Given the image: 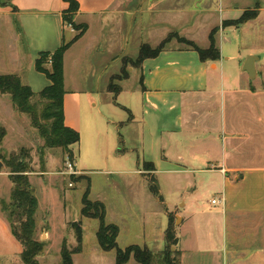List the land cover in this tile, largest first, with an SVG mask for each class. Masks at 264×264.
<instances>
[{"label": "crops", "instance_id": "1", "mask_svg": "<svg viewBox=\"0 0 264 264\" xmlns=\"http://www.w3.org/2000/svg\"><path fill=\"white\" fill-rule=\"evenodd\" d=\"M76 1L75 22L88 28L65 57L95 25L99 29L87 45L89 54L113 55L118 63L134 33L139 44L158 46L174 30L195 37V25L207 40L214 20L201 9L193 22L189 10L171 0H157L158 7L140 6L134 12L117 6L119 0ZM69 6L66 0L0 1V75H19L35 93L49 86L36 61L40 53L55 51L75 37L64 22ZM149 12L155 15L149 28H143ZM222 12L229 15L228 10ZM140 15L136 21L141 23L134 21ZM129 17L130 26L123 30ZM226 41L233 44L231 38ZM169 46L144 59L140 69H132L140 79L132 87L126 81L118 91L109 89L111 79L121 75V70L110 71V64L105 83L100 79L85 89L65 84V124L80 133L76 168L86 176L142 175L140 186L159 203L144 175L153 174L167 211L180 207L177 236L187 226L186 234L178 236L181 264H264V81L257 85L249 78L242 69L245 58L234 47L227 53L220 44L221 59L213 62L203 61L196 50ZM227 61L237 66L234 71L224 69ZM15 115L10 97L0 93V123ZM4 173L9 177L5 171L0 176ZM148 213L144 206L143 218ZM94 249L95 255L112 253L115 261V250L105 251L99 244ZM22 251L11 223L0 214V261L25 264ZM84 252L82 246L73 254V264Z\"/></svg>", "mask_w": 264, "mask_h": 264}, {"label": "rangeland", "instance_id": "2", "mask_svg": "<svg viewBox=\"0 0 264 264\" xmlns=\"http://www.w3.org/2000/svg\"><path fill=\"white\" fill-rule=\"evenodd\" d=\"M156 1L119 0L117 6L121 5V8L132 7L134 12L135 8L138 9L140 6L147 8L148 6L155 5V7H158L159 3ZM172 2H175L174 4L178 7L188 9L193 22L199 17L201 9H207L208 16L214 20L211 21L212 26L208 30L207 40L204 38L203 32L199 29H194L195 25H193L191 33L195 34V37L191 39L181 36L177 30L172 31L171 35L185 37L196 43L199 47L208 49L211 44L210 36L217 30L215 35L216 43L218 47L222 44L225 52H232L229 47H234L236 51L241 50V58H245V61L250 54L259 56L260 59L257 65L261 77L258 78L257 76L254 81H256L257 85L259 82L264 81V0H188L185 3L187 4L186 6H183L184 0H171ZM236 9H240L237 14L234 12ZM225 10L229 11V15H222V11ZM246 11H258V15L253 19L238 23ZM147 14L145 15L147 21L144 20L143 28H149L151 17L155 15L151 12ZM141 16L134 18V21L136 19L139 20ZM221 16H223V19ZM129 21L130 17L128 18V24L126 26L123 25V30L126 27L129 28ZM136 22L141 23V21ZM67 26L69 27L70 25ZM98 29L99 26L95 25L88 36L83 40L81 39L78 42L79 44L77 43L78 45L64 57L66 86L69 88L78 87L85 89L87 86L96 85L100 79L105 83L107 81V74L105 72L109 64L111 65L110 71L116 70V72H120L121 70L120 77L111 79L110 90L114 89L118 91L119 87L124 86L126 81L130 87L136 85L140 79L132 73V69H140L139 57L141 47L144 45L139 44V39L136 37L138 34L134 33V36L130 38L129 44L123 53V59L117 63L113 61V58H115L113 55H103L98 52L89 54L87 45L93 38V34L98 33ZM73 30L75 31V35L79 33L74 28ZM68 34L71 35V33ZM227 38L232 39L233 44L231 46L226 41ZM171 44L176 47L186 48V45L177 38L173 39L170 42ZM147 45L152 48L157 47L156 45ZM168 47L170 46L168 45ZM119 49L120 46L119 48L116 47L115 52H120ZM236 67L232 62L227 61L224 64V69L227 72L228 70L234 71ZM88 109L87 111H89ZM123 114H125L124 111ZM0 127L6 130V135L0 144V163H2L0 171H5L9 174V177L6 173L0 176V214L8 220L7 216L9 213L5 211L2 204V201L10 204V195L13 188L8 162L11 158L19 157L27 165L25 173L34 194L38 198L39 208L36 213L35 238L44 243V250L39 255L40 258H38L41 264H61L63 246L66 244L71 249L78 246L76 227H74L73 223L81 224L84 235L82 246L86 249V253L84 252L80 256H75L76 264H116V257L115 261H111L113 257L112 253H99V255H95L96 249L94 247L99 244L97 231L100 222L98 219L88 218L82 214L83 197L88 188L90 199L101 200L105 203L107 223L118 225L120 229L117 239L119 247L125 248L132 243L138 244L141 248H146L154 254L153 264H162L163 257L160 254L168 252V250H177V246L168 245L166 230L170 224V216L173 217V225L176 230L180 226V221L177 223L178 208L180 207L177 206L172 209V212H169L167 211L169 209L163 203L164 199L162 195L160 197L157 196L159 203L155 199H150L148 197V193L150 192L140 186L144 182L142 175H125L120 179L101 172H95L87 176L83 173L68 174L65 172L66 163L68 159L72 160L70 153L74 157L77 155V144L70 149L46 147L45 140L32 124L31 116L18 111H16V115L13 118L7 119L6 122L2 121ZM123 133L125 132L123 131ZM144 175L149 178L150 187V181H152L154 175L150 173ZM86 179H89V181ZM116 181L118 184L115 183ZM144 198L145 200L142 203L141 201ZM144 206L149 211L146 218H143L141 215ZM167 222L168 226L162 234L161 231L165 228ZM186 228V225L182 226L178 231V236L186 234ZM4 261H0V264H4ZM5 262L10 263L8 259ZM129 264H136L134 257H131Z\"/></svg>", "mask_w": 264, "mask_h": 264}, {"label": "trees", "instance_id": "3", "mask_svg": "<svg viewBox=\"0 0 264 264\" xmlns=\"http://www.w3.org/2000/svg\"><path fill=\"white\" fill-rule=\"evenodd\" d=\"M0 1L2 4L11 2V0ZM66 1L69 2L70 6L64 14V22L66 25L72 26L79 33L70 42L64 40L57 50L40 53L36 61L37 71L44 73L51 84L41 92L35 93L31 86L24 82L19 75L5 74L0 75V93L10 97L16 111L31 116L32 124L45 140L46 147L70 149L73 145L80 142V133L65 124L64 96L66 89L64 57L71 45L87 31L88 26L75 22V13L79 10V3L76 0ZM13 8L15 9L14 6ZM257 15L258 11H246L238 23L253 19ZM216 32L217 30L210 36L211 44L208 49H203L191 40L173 34H170L166 40L155 48L144 44L141 47L139 57L140 65H142L144 59L156 57L175 38L184 43L186 48L196 50L203 61H217L221 57V50L216 43ZM5 135L6 130L0 127V144ZM70 154L72 160H74L75 157L72 153ZM145 166L154 169V165L151 163H145ZM8 167L10 168V178L13 188L10 195V204L2 201L3 208L9 213L7 218L11 223L13 234L23 245L21 253L22 261L25 264H41L38 256L44 250V243L35 238L36 213L39 203L25 173L27 165L19 157H14V159L11 158L8 162ZM150 191L155 196H161L155 177L150 181ZM106 213L105 203L100 200L90 199L88 188L83 197L82 214L88 218L99 220L100 226L97 231V238L101 248L105 251H116V264H126L131 257L135 258L136 264H153L154 254L150 250L141 248L138 244H132L125 248L119 247L117 239L120 229L116 224L107 223ZM73 225L76 227V237L79 244L73 249L66 244L63 246L61 264H73V254L82 250L83 229L79 223H73ZM166 240L168 245L171 246H177L179 241L172 216H170V224L166 230ZM160 255L163 257L162 264H181V252L178 248L176 251L168 250V252Z\"/></svg>", "mask_w": 264, "mask_h": 264}, {"label": "water", "instance_id": "4", "mask_svg": "<svg viewBox=\"0 0 264 264\" xmlns=\"http://www.w3.org/2000/svg\"><path fill=\"white\" fill-rule=\"evenodd\" d=\"M259 56L255 54H250L246 61L243 63L242 69L243 71L247 72L250 79H255L259 72L257 69V62L259 61ZM0 166H2V163H0ZM181 221V217H177V223Z\"/></svg>", "mask_w": 264, "mask_h": 264}, {"label": "built area", "instance_id": "5", "mask_svg": "<svg viewBox=\"0 0 264 264\" xmlns=\"http://www.w3.org/2000/svg\"><path fill=\"white\" fill-rule=\"evenodd\" d=\"M65 172L68 174H79L80 173V171L76 168L75 159L74 160H70V159L67 160ZM216 202H217V199H214L213 203H216Z\"/></svg>", "mask_w": 264, "mask_h": 264}]
</instances>
